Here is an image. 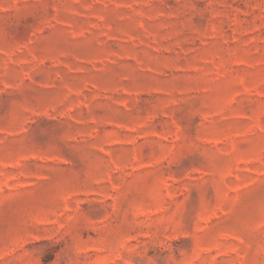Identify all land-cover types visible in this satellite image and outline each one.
Returning <instances> with one entry per match:
<instances>
[{
    "label": "rangeland",
    "instance_id": "1",
    "mask_svg": "<svg viewBox=\"0 0 264 264\" xmlns=\"http://www.w3.org/2000/svg\"><path fill=\"white\" fill-rule=\"evenodd\" d=\"M0 264H264V0H0Z\"/></svg>",
    "mask_w": 264,
    "mask_h": 264
}]
</instances>
